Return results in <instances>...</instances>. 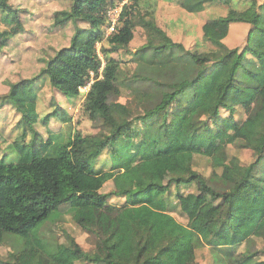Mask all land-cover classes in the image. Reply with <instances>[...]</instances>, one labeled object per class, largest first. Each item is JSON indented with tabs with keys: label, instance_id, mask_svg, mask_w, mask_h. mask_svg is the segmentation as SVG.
Returning <instances> with one entry per match:
<instances>
[{
	"label": "trees",
	"instance_id": "obj_1",
	"mask_svg": "<svg viewBox=\"0 0 264 264\" xmlns=\"http://www.w3.org/2000/svg\"><path fill=\"white\" fill-rule=\"evenodd\" d=\"M19 1L0 0V26H4L0 28V76L5 66L14 74L12 65L17 74L24 56L18 45L15 53L11 50L25 28L21 3L26 0ZM63 1L69 3L57 8L53 20L61 29L72 28L68 44L57 47L42 65L36 67L34 62L35 70L26 76L10 78L0 86L2 102L21 116L19 124L25 128L11 143L19 159L0 160V246L7 242L12 246L8 258L0 255V264H199L201 235L180 222L166 200L170 185L183 181L194 182L212 199H220L221 217L242 221L245 249L216 242L213 263L264 264V246L252 247L254 237L264 240V0H238L246 2L243 9L234 6V0H182L190 12L203 11L211 1L232 6L210 23L249 24L242 47H231L205 32L208 49H201L200 43L187 48L175 41L157 21L156 0H126L116 29L108 36L109 12L125 0ZM138 26L145 30L146 41L129 51ZM120 49L129 52L135 63L133 73L120 81L132 95L130 103L112 93L122 60L111 54ZM92 71L95 81L85 95L80 88ZM44 79L54 93L75 99L84 95V109L100 125L99 134L77 133L65 140L57 136V142L53 133L46 138L38 130L40 125L53 117L70 123L72 114L53 101L54 110L41 117L38 103ZM238 108L245 118H236ZM173 128L192 129L222 144L250 148L255 159L246 165L236 155L227 161L213 159V171L206 177L193 168V156L181 155L165 183L149 163L181 146L173 138ZM28 129L33 131L29 141ZM106 148L115 170L110 192L102 191L96 162ZM129 195L136 202H110L114 196ZM144 195L148 197L141 200ZM75 198L87 202L73 218L97 237L91 251L71 236L66 243L52 244L41 235L51 213Z\"/></svg>",
	"mask_w": 264,
	"mask_h": 264
},
{
	"label": "rangeland",
	"instance_id": "obj_2",
	"mask_svg": "<svg viewBox=\"0 0 264 264\" xmlns=\"http://www.w3.org/2000/svg\"><path fill=\"white\" fill-rule=\"evenodd\" d=\"M261 1V0H259ZM19 2H22L21 0ZM61 0H26L21 3L25 8L23 14L25 28L22 33L18 34L13 40L11 50L16 52L15 46L21 44H33L37 50V55L33 49L27 52V56L36 62V67L42 65L43 60L51 57L54 52L62 45L68 44L72 36V28H59L54 25V12L57 8L65 7L69 1ZM122 2L117 5L123 7ZM234 6L240 9L246 7V2L234 0ZM232 7L218 1H211L201 12H190L182 6V0H156V17L168 34L177 42H182L187 48L199 44L201 49L210 48V44L203 40L205 32H210L224 39L226 44L231 47L245 44L246 36L249 31V24L245 22H233L229 24H213L210 21L226 15ZM1 16V13H0ZM80 25L86 26L87 23L80 22ZM4 27V26H0ZM107 33V31H106ZM109 34H106L108 36ZM60 40V41H59ZM59 41V42H58ZM146 41L145 30L138 26L135 29L134 39L129 45V51H135ZM107 41L105 42V44ZM100 45V44H99ZM58 47V48H57ZM127 50V49H126ZM100 52V51H99ZM103 57L102 52H100ZM3 57V54H0ZM14 55V54H13ZM114 58L121 59L119 69V79L115 81L113 87V96L121 102H129L132 95L124 88L120 81L130 76L134 69L135 63L131 60V54L124 49L113 52ZM13 58V56H12ZM1 62V61H0ZM44 64V63H43ZM1 83H8L9 79L5 76L0 79ZM38 110L41 117L54 110L55 102H60L72 114V121L64 123L62 120L53 117L48 124L38 127V130L47 138L50 134L54 135V142H57V136L60 140L67 139L70 135L74 136L81 133L83 136L97 135L100 132V125L96 124L89 118L84 109L85 96L65 97L62 93L53 92L48 79L41 82ZM2 86V84L0 85ZM0 95V160L5 158L6 162H16L19 159V153L12 146V142L22 136L25 128L19 124L21 116L12 109L8 103L2 102ZM54 101V102H53ZM53 102V103H52ZM223 115L227 116L228 112L223 110ZM237 119L245 118L246 114L238 108L235 114ZM43 122V121H42ZM174 129V128H173ZM104 131V130H102ZM201 132L203 130H200ZM32 130L28 129L27 141L32 137ZM201 134V133H200ZM173 138L181 142V146L175 147L172 155L166 156L149 164L155 168L160 178L168 183L172 170L177 165V160L181 155L190 154L193 156V168L206 177L210 176L213 171V159L227 161L236 155L240 158L241 163L246 165L255 159V153L250 148L238 146L234 143L222 144L215 139H209L197 135L192 129L183 130L174 129ZM98 149V147L96 148ZM110 149H103L96 162L101 171L99 175L103 183L102 191L110 192L114 188L113 177L115 170L111 169ZM143 196V195H142ZM147 198L139 197L141 200ZM169 210L183 224L189 225L195 229L202 237L204 245L197 249V261L199 264H214L212 254V244L222 245L235 244L242 251L245 249L247 238L241 230L242 221L231 216L221 217L223 214V205L221 200H214L211 196L202 191L196 183L182 182L180 185L174 183L170 185V190L166 195ZM110 202L125 204L136 202L134 197H112ZM87 204L82 198H75L68 203L62 204L57 210L55 209L45 225L41 227V235L49 243H66L68 236L77 240V242L87 251L95 248L97 237L86 232L73 218L75 210ZM253 248H262L264 240L254 237L252 241ZM12 253V246L9 242L0 246V255L8 258ZM76 264H89L84 261H76Z\"/></svg>",
	"mask_w": 264,
	"mask_h": 264
},
{
	"label": "crops",
	"instance_id": "obj_3",
	"mask_svg": "<svg viewBox=\"0 0 264 264\" xmlns=\"http://www.w3.org/2000/svg\"><path fill=\"white\" fill-rule=\"evenodd\" d=\"M35 47H33V44H29V43L19 45L18 50L24 51V56L21 58L20 62L18 63V66H17V68L19 69V72L16 74L14 65H12L14 74L11 72L10 67L5 66L4 71L0 76V79L1 78L3 79V77L5 76L6 78L9 79V81H10V78L14 81V78L17 79L21 74L26 76L27 73L34 71L35 70V69H33L34 68L33 67L34 62H33L32 58L27 56V52L34 48L33 53L35 55H37V50ZM35 66H36V64H35ZM0 84L3 85V83H1V81H0Z\"/></svg>",
	"mask_w": 264,
	"mask_h": 264
},
{
	"label": "built area",
	"instance_id": "obj_4",
	"mask_svg": "<svg viewBox=\"0 0 264 264\" xmlns=\"http://www.w3.org/2000/svg\"><path fill=\"white\" fill-rule=\"evenodd\" d=\"M121 10H122V6L121 7L116 6L115 8L110 10L109 16H110V19L112 21V24L107 27V29H106L107 30V34L110 35L112 32L115 31L116 23H117V20L119 19ZM102 59H103V65H104V63H105L104 56L102 57ZM94 80H95V74L92 71L91 72V80L85 86L81 87V91L84 92V93L88 92L89 89H90V86L94 82Z\"/></svg>",
	"mask_w": 264,
	"mask_h": 264
},
{
	"label": "clouds",
	"instance_id": "obj_5",
	"mask_svg": "<svg viewBox=\"0 0 264 264\" xmlns=\"http://www.w3.org/2000/svg\"><path fill=\"white\" fill-rule=\"evenodd\" d=\"M104 64H105V63H104ZM100 75H101V74H100ZM90 80H91V79H90ZM90 80H89V81H90ZM89 81H88V82H89ZM94 81H95V80H94ZM88 82H87V83H88ZM91 85H92V84H91ZM84 86H85V85H84ZM82 87H83V86H82ZM90 87H91V86H90ZM80 90H81V88H80ZM89 90H90V89H89ZM81 92H82V91H81ZM83 93H84V92H83ZM86 93H87V92H86ZM86 93H84V94L86 95Z\"/></svg>",
	"mask_w": 264,
	"mask_h": 264
}]
</instances>
